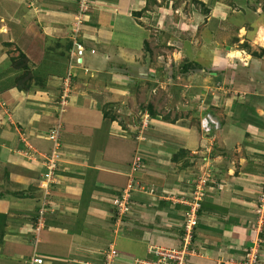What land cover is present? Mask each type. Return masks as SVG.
<instances>
[{
    "label": "crops",
    "instance_id": "crops-1",
    "mask_svg": "<svg viewBox=\"0 0 264 264\" xmlns=\"http://www.w3.org/2000/svg\"><path fill=\"white\" fill-rule=\"evenodd\" d=\"M111 1H115L112 8L103 9L100 0H90L97 6L98 13L90 12L89 18L91 15L94 20L85 23L81 33L80 40L85 47L81 59H77L82 63L81 69L78 63H69L75 0H0V264H27L32 257H38L39 264H101L104 252L111 245L117 250L121 264L150 258L147 254L150 245L169 248L179 244L185 206L174 200L180 195L188 197L198 176L211 177L214 184L206 198L210 206L204 205V212L198 216L190 264H233L234 258L241 255L240 251L232 254L235 245H249L256 239L258 249L261 230L257 233L245 224L255 221L248 212L252 205L248 201L260 200L259 196L264 194V178L260 181L259 176L239 175L233 157L222 150L208 151L206 140H202L200 134L207 139L231 127L234 138L242 140L239 146L243 148L245 159L264 158V47L253 51L257 45L256 35H260L264 26V15L255 12L250 25L235 16L227 21L234 26L235 33L239 31L236 36L242 43L245 39H255L251 45L256 43L252 45V52L257 56L250 55L251 59L247 60L246 51L233 47L228 49L226 57H213L223 75H227L228 65L237 69L217 87L220 94L228 93L224 96L227 112H233L231 94L237 96L240 105H247L250 112L247 116L252 119L247 124L239 118L241 134L216 114L209 116L217 122V129L213 128L208 135L199 129L195 131L191 125L181 127L174 119L168 123V116L160 121L153 116L144 138L136 139V133L121 135L114 126L115 120L105 121L97 96L106 92L113 98L126 94L127 100H137L136 86L152 81V78L147 79L149 67L146 58L142 60L141 48L144 40L149 39V32L138 26L130 14L139 10L136 9L141 5L139 0L136 6L135 0ZM215 2L220 4L219 8L215 7ZM208 4L211 7L207 27L214 29L219 17L221 29L226 32L228 24L224 20H227L229 4L219 0ZM116 7H119L118 12L114 11ZM20 53L28 59L32 72L29 91L13 88L18 73L10 70L11 60ZM242 60L247 63L242 65ZM69 71L73 77L60 124V160L56 157L57 168L51 182H47L45 164L52 150L47 135L55 126L62 83ZM242 75L245 79H240ZM143 93L146 94L144 89ZM131 106L135 109L137 104L131 103ZM231 117L229 114L228 119ZM233 117L236 116L233 114ZM247 133L251 142L244 140ZM261 139L263 142H259ZM196 148L198 158L211 163L205 175L201 171L191 174L192 163L184 156H193ZM135 153L140 156L141 167L132 172L130 162ZM176 154L181 156L174 159ZM232 165L234 172L228 175ZM227 181L232 185L226 187ZM45 182L48 184L44 189ZM129 183H138L146 194L132 191L130 212L118 215L112 200L119 197ZM221 187L225 190L222 188L219 192ZM229 193L243 194L245 202L230 201L236 194L232 197ZM43 203L46 204L43 225L36 232ZM259 203L260 207L249 210L258 215L264 210L262 202ZM225 222L239 225V233L228 231ZM249 231L252 235H248ZM260 254L258 264H264V250ZM238 259L237 264L243 263Z\"/></svg>",
    "mask_w": 264,
    "mask_h": 264
},
{
    "label": "rangeland",
    "instance_id": "rangeland-1",
    "mask_svg": "<svg viewBox=\"0 0 264 264\" xmlns=\"http://www.w3.org/2000/svg\"><path fill=\"white\" fill-rule=\"evenodd\" d=\"M75 1H76L75 2L76 7L75 6L74 7L76 11L73 15L71 35L73 28L74 29L78 28L79 30L78 37H81V33L82 30L84 29L85 23L90 22L89 20H91L92 22L94 20V18L92 19L91 15L90 18L88 15L91 14L90 12L98 13V11H96L97 6L93 2H90L89 0L84 4L86 10L82 8L80 13L78 10V2L77 0ZM137 1L138 0L134 1L135 6ZM139 1L141 2L140 3L141 5H138V7L136 8L139 10H134L132 12L140 11L141 14L139 18L136 19L133 18L132 16L131 17L135 20L138 26L142 27L144 30L149 32L148 35L149 39H147L146 41L144 40L141 48L143 52L142 60L144 61V59L146 58L145 61L147 63L146 62L145 63L149 67L148 68L149 71L147 69L149 73L147 79L152 78V81L146 82L145 85L139 84V86H136V90H134L135 91L134 93L137 95L136 96L137 100L134 102L129 99L127 100L126 94H122V96L120 97H118L117 95L115 98H113V96H111L110 94H107L106 92L103 93L101 92V94L97 96V98H99L98 104L99 106L102 107L101 109L104 112L108 113L109 116L114 117L115 120L114 126L118 128L120 134L130 136L136 133V139L144 138L143 135H145V133L149 131L148 127L152 122L151 116H149L148 113L146 112L147 107L149 105L154 108L155 110L154 116L157 118L156 120L159 121L162 118L164 119L165 116H168L169 117L168 123H171L169 121H172L174 119L176 124L178 125L181 124L180 125L181 127H186V126L189 127L191 125L192 128H195V131H198L199 129L204 133V135H208L209 132L207 133L206 131H203L202 130L203 127L201 126L203 119L207 118L206 117L207 115H205L204 113L206 114L209 113L208 116L216 114L219 115V117H221L223 121L225 120L224 122H226L227 125L228 124L233 125L236 129L239 130V133L241 134L242 131L240 130L243 129L241 127L242 125L240 123L239 118H241L243 123L246 122L247 124H249L250 119H252L251 116L250 117L247 116V113H250L247 112L246 109L247 105L245 104L240 105V102L237 100V96L235 94H231L232 98L230 103L234 104L232 107L233 112L232 113L230 111L227 112L228 106L225 105L227 101H225L224 96L228 95V93L225 92L224 95H222L223 93L221 92L222 94H220V88L217 87L219 85L222 86V82H223L222 80L224 79L227 81L230 72L237 69L235 66L228 65L226 68L228 69V73L227 75L226 74L223 75L224 74V73L222 74L223 70L216 63V61H214V58L220 55L221 57L224 56L226 57V55H228L227 52H229L228 49L233 47L237 49H242L244 50V52L246 51L249 55V57H246L247 60L251 59L250 55L254 56L252 53H254L255 56H257L256 52L261 51L260 49L262 46L264 47V41H262L264 40L263 38L264 26L260 35L259 36L256 35L257 45L256 47H254L256 48V50H253L254 48L252 47V45H255L256 43L252 45L251 43L252 41H255V39L251 41L243 37L245 40L244 43H242L240 41L242 39H238V37L236 36V34H238L239 31L235 33L234 26H230V23L228 22H230L232 16H235L236 18L240 17L242 23L246 21V23L250 25V23L255 19L254 16L255 12H257L260 16L263 17L264 0H219L222 3H228L230 6V9L227 11V20L226 21L224 20V23L228 21L227 22L228 28L226 32L225 30L223 31V29H221L219 17L216 18L218 21L214 23L215 24L214 29L207 27V24L209 22L208 17L210 16L209 8L211 7L208 3L211 0H139ZM114 2L115 1H111V0H100V3H103V5H101L102 7H104L103 9H107V8L109 9V7H111V5ZM214 5L217 8L220 7V4L216 2L214 3ZM225 6L227 5L225 4ZM118 8L119 7H116L114 11L118 12ZM259 10L261 12H259ZM242 15L244 17H242ZM106 25H107V21H106ZM184 25L188 27V30L184 28L185 27ZM107 28H108L107 30L109 31V25H107ZM230 28L232 29L233 32L230 30ZM100 42L101 44L103 43L102 41ZM110 43L111 42H109V44ZM110 47L108 49H111ZM252 50L256 52H252ZM87 55H89V53L85 54L84 57L85 60ZM244 62L242 60L241 62L242 65ZM77 65L79 66V68L82 67V63H78ZM188 65H190L191 67L190 66L187 67V70L184 71V66H188ZM138 73L137 75H139ZM210 73L211 74L216 73V75L212 76ZM209 78H211V80L213 78L215 79H213L212 82L208 83V81H211ZM240 79H245V76L241 77ZM147 83L149 86H147ZM62 86L64 87V82L62 83ZM139 89H142V91ZM143 89L146 91V94L143 93ZM190 89L192 92L190 91ZM219 95L222 97L220 98ZM100 97L103 98V101H105L104 103L103 102L101 103ZM67 99L68 98H66V102L63 104V108L61 109L59 108L57 110V119L55 125L56 124L62 125V117L64 114V110L69 101ZM131 103L137 104L135 109L132 108ZM203 104L206 106L203 107ZM204 109L206 110V112H203L205 111ZM240 112L242 114H239ZM200 113L203 114L202 117L199 116ZM225 113H228L227 116ZM229 114H231L232 116L230 120L228 119ZM233 114L236 117H233ZM242 116L244 119H242ZM106 119H107L105 120L106 122L110 120L109 118ZM158 123L157 125L160 126L161 124ZM216 124L217 122L214 121L213 128L217 127ZM153 125L155 126V121ZM230 128L231 127H228L227 130L224 129L218 134L213 133L207 139L200 134L202 140L204 139L206 140L205 145H207V150L208 151L214 150L215 152L222 150L229 153L233 157L234 160L233 164L235 165L234 167H236L235 168L236 171L239 172V175L241 173L246 175L248 174V176H252V177L259 176L260 179L262 177V179L260 180L262 181L264 178V158H257V157L254 158L252 156L251 161L245 159L243 155L244 153L243 148L242 146L241 147L239 146V143L242 142V140L238 139V137L234 138L235 132L234 131L232 132ZM261 131L262 130L260 129L259 132ZM252 133L254 134V132ZM47 137L49 139V134L47 135ZM243 137L245 138L244 140L248 139L250 141L252 139L251 137H250L251 139L249 138V135ZM162 139L164 138H161V140ZM56 142L58 143L57 146L51 140L52 150L50 152V155L53 154L60 160L59 158L60 156L58 153L60 147L59 138H57ZM259 142H263L262 139ZM203 144L204 142L201 143V146ZM193 154L194 155L196 154V156L194 155L192 156L191 154L184 155L186 156L187 161L189 163H192V165L189 168L190 172H192L191 174L194 175L199 173L200 171L203 173L202 175L207 174L209 168H211L210 165L211 163L204 162L203 158H198L197 154H199V152H197V148L194 150ZM136 157L140 159V156L137 153H135L132 156L130 162V169L133 163H135ZM140 167H141V159H140L139 168ZM232 167L233 165L230 167L228 171V175L233 174L234 167L233 168ZM209 175L211 174L209 173ZM199 180H201L199 181L200 187H203L202 182L204 178L202 177ZM245 180L248 181L249 179L247 180V178H245ZM252 182L253 180L251 179V183ZM46 184L48 183L47 182L43 183L44 189L47 188ZM225 185L227 187L229 185H232V183L227 181ZM252 185H255V183H253ZM222 188L223 190H225V187H221L220 189H218V191L219 190L223 191ZM134 189L135 188H133V190ZM205 189L207 191L213 190L211 186L205 187ZM239 190H242V188L239 187ZM254 191L255 190H251V192L255 193ZM257 191H260V189H258ZM229 195H232V197L234 195L235 197L234 199H230V201H234L235 203H240L241 201L245 202L244 198L242 197L244 196L243 194L241 195L239 193H233V194L229 193ZM259 197H260L259 201L255 198L248 201L249 204H252L249 205V209H253V208L256 209L260 201L264 206V194ZM205 205H206L205 207L210 206V204H205ZM249 209L248 212L249 213L252 212V210L250 211ZM260 212L259 214H261V216L258 217L259 214L257 216L252 215L255 218V221L250 220L248 221L249 225L245 224V226L247 228L249 227V229L257 230V233L261 230L263 234L264 210ZM198 224L199 223L197 220V225ZM226 228L228 231L230 230L238 233L240 231L239 225H235V224L231 225L230 223H226ZM245 234L246 233H244L243 235ZM248 235H252V231H249ZM244 237H247V234ZM251 242H249L250 243L249 245H252L251 252L255 254L256 250H258L256 245L257 244L256 242H258V240L252 239ZM249 245H247L246 243L241 245V247L235 245L234 247L235 251L232 254L241 252L242 255V253H244L245 251V248L247 246L249 247ZM241 255L237 257L235 255L233 256L236 257L234 258L236 262L239 260L238 258H240L243 261L242 264H251L249 260L252 258V256L246 258V255H244L243 257ZM227 259H229V257L225 258L224 262H226ZM236 262L234 261V264L238 263Z\"/></svg>",
    "mask_w": 264,
    "mask_h": 264
},
{
    "label": "built area",
    "instance_id": "built-area-1",
    "mask_svg": "<svg viewBox=\"0 0 264 264\" xmlns=\"http://www.w3.org/2000/svg\"><path fill=\"white\" fill-rule=\"evenodd\" d=\"M89 0H77L78 2V10L81 11L82 8L85 9V3ZM86 10V9H85ZM81 13V12H80ZM83 14V13H82ZM76 27V26H75ZM79 30L78 28H73L72 35H71V49L69 50V56H70V62H74L77 64V59H81V56L85 52V47L82 41L80 40L79 36ZM90 53L93 54L94 51L90 50ZM71 73L68 72L64 82V87L62 88V92L58 101V109L63 108V104L66 102V98H68V93L70 91V78ZM67 83V85H66ZM206 129L207 121L204 120ZM60 124H56L54 128L49 133V139H51L54 144L57 146L58 143L57 138H59L60 135ZM135 163H133L131 167V171H136L140 165V159L138 157L135 158ZM57 158L55 155L51 154L47 160L46 166V179L47 182H51L53 173L55 169L57 168ZM201 180H198L196 184L194 185L192 192L188 197H184L183 195H180L179 198H176L174 200V203L183 204L185 207H187V211L184 214V219L182 222V231L183 236L180 239V242L177 246L164 248L159 246H152L150 245L147 249V254L150 256V258L147 259H135L131 263L126 264H190L189 256L191 255V252L193 251V233L194 229L197 226V220H198V211L200 209L201 202L204 198V189H205V183L207 181V178H204L203 180V187H200ZM133 188H135L133 190ZM135 190H140L144 193L145 189L140 186L138 183H129L126 189L123 191L122 195L119 197H116V199L112 200V206L116 210L118 215H124L130 210L129 206V198L130 193ZM170 197L169 199H171ZM46 211V204L43 203L41 208L38 212V218L35 225V230L38 232L40 228L43 225V219H44V213ZM249 256H252V258L249 260L251 264H255L256 262V253L253 254V252H250L246 254V258ZM118 258V252L115 249L113 245H111L103 254V262L101 264H121L117 260ZM233 261V260H232ZM40 259L38 257H32L28 260L27 264H39ZM234 264V263H233ZM242 264V263H241Z\"/></svg>",
    "mask_w": 264,
    "mask_h": 264
},
{
    "label": "trees",
    "instance_id": "trees-1",
    "mask_svg": "<svg viewBox=\"0 0 264 264\" xmlns=\"http://www.w3.org/2000/svg\"><path fill=\"white\" fill-rule=\"evenodd\" d=\"M201 5H203V4H201ZM140 14H141L140 11L139 12H132L131 16L136 19V18H139ZM70 49H71V45H70L69 50ZM262 52L264 53V51H262ZM252 54L255 56L254 53H252ZM28 63H29L28 59L22 53H20L16 58H13L11 60V69L10 70L11 71H16L18 73V75H16L14 77L13 88H16L18 91H29V89H30V82L32 81V72H31V69H30ZM69 63H71V62L69 61ZM189 66L190 65L184 66V71L187 70V67H189ZM72 77H73V75L71 73V77L70 78L72 79ZM146 112L151 117H153L154 114H155L152 106H150V105L147 107ZM103 116H104V118H109L111 121H114V117L113 116H109L108 113H106L104 111H103ZM247 134H249V133H247ZM59 141H60V135H59ZM180 153H185V151L184 150H180ZM180 156L181 155H177L176 154V155H174V159H176V158H178ZM199 177L200 176H198L197 180L199 179ZM197 180H196V182H197ZM196 182H195V184H196ZM213 184L214 183H213V180H211V177H207V181L205 183V187L213 186ZM204 192H205V194H204V198H203V200L201 202L200 209L198 211V216L204 212V205L207 203L206 202V198L208 197L209 193H208V191L206 189H204ZM258 195H261V194L259 193ZM257 207H260V203H259V205ZM261 208H264V207H261ZM187 209L188 208L185 207V210L183 212V218H184V214L187 211ZM251 215L257 216V213L251 212ZM193 235H194V233H193ZM182 236H183V231H182L181 238H182ZM258 239H260V241H259L258 251H256V262H255V264H258L259 258L261 257L260 252H262V250H264V233L262 234V231H261V233H259V238ZM0 242H1V238H0ZM251 247L252 246H249V247L247 246L245 248L244 255H246V254H248L250 252Z\"/></svg>",
    "mask_w": 264,
    "mask_h": 264
},
{
    "label": "clouds",
    "instance_id": "clouds-1",
    "mask_svg": "<svg viewBox=\"0 0 264 264\" xmlns=\"http://www.w3.org/2000/svg\"><path fill=\"white\" fill-rule=\"evenodd\" d=\"M69 57H70V56H69ZM73 63H74V62H73ZM69 72H70V71H69ZM65 77H66V76H65ZM64 79H65V78H64ZM70 81H71V80H70ZM69 89H70V88H69ZM59 98H60V97H59ZM206 117H207V118H204L203 121H202V123H201V126L203 127L202 130H203V131H206L207 133H208V132L210 133V132L212 131V129H213V122H214V121L210 118V116L207 115ZM204 120L207 121V125H208V126L206 127V129L204 128V126H205V122H204ZM214 129H217V127L214 128ZM203 178H207V177L204 176ZM199 179H201V178H199ZM199 179H198V180H199ZM198 180H197V181H198ZM193 187H194V186L192 185V189H193ZM192 189H191L190 193L192 192ZM140 192H142V191H140ZM122 193H123V192H122ZM122 193H121V195H122ZM142 193H144V192H142ZM130 194H131V193H130ZM145 194H146V193H145ZM150 194H152V193L150 192ZM121 195H120V196H121ZM128 201L130 202V198H129ZM177 204H178V203H177ZM129 206H130V204H129ZM129 212H130V210H129ZM129 212H127V213H129ZM127 213H126V214H127ZM124 215H125V214H124ZM195 228H196V227H195Z\"/></svg>",
    "mask_w": 264,
    "mask_h": 264
}]
</instances>
